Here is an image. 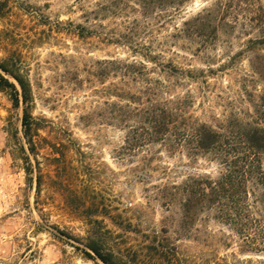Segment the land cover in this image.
I'll return each mask as SVG.
<instances>
[{
    "label": "rangeland",
    "instance_id": "obj_1",
    "mask_svg": "<svg viewBox=\"0 0 264 264\" xmlns=\"http://www.w3.org/2000/svg\"><path fill=\"white\" fill-rule=\"evenodd\" d=\"M4 1L0 59L19 58L27 76L42 177L36 194L21 106L0 91V264H102L90 240L121 264H264V180L189 218L181 189L158 191L223 166L159 141L123 150L110 113L154 99L189 126L264 128V0Z\"/></svg>",
    "mask_w": 264,
    "mask_h": 264
},
{
    "label": "trees",
    "instance_id": "obj_2",
    "mask_svg": "<svg viewBox=\"0 0 264 264\" xmlns=\"http://www.w3.org/2000/svg\"><path fill=\"white\" fill-rule=\"evenodd\" d=\"M5 10L6 3L0 0V18ZM23 70L19 58L9 55L0 59V91L7 93L14 108L21 106L22 143L18 144V150L25 182L32 184L34 181L35 193L38 194L42 175L37 163L33 165L29 156H34L36 152L39 125L30 112L32 95ZM7 77L11 78L14 83L10 82ZM145 94L147 96L156 95L149 88L146 89ZM122 96L124 97L121 95L120 98ZM147 103L149 105L141 110L131 109L128 103L114 102L112 104L111 119L115 125L127 129L123 150H133L143 146L146 142L159 141L165 148L167 147V151L174 146L188 148L189 158L209 155L224 168L216 179L189 176L179 185L171 184L169 188L163 186L162 190L158 191L162 193V196L165 194L171 196L170 192L165 193V191L181 189L180 195L184 196V207L186 208L184 212H189V218L202 209L222 206L224 200L237 203L239 194L241 191L245 192L250 180L254 182L264 180V172L257 166L260 155L264 154V128L245 125L241 133L227 136L205 124L195 123L189 126V123L183 122L181 110L171 107L167 101L153 99ZM132 119L135 125H127L126 122ZM179 119H183L182 122ZM239 149L243 151H238ZM84 247L102 264H121L111 253L104 251L97 241L90 240L85 243ZM85 254L90 256L88 253Z\"/></svg>",
    "mask_w": 264,
    "mask_h": 264
}]
</instances>
